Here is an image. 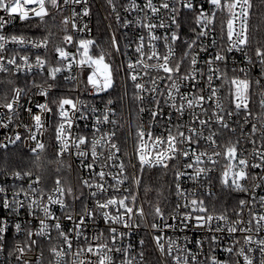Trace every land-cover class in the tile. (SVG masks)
Listing matches in <instances>:
<instances>
[{
  "label": "snow or ice",
  "instance_id": "1",
  "mask_svg": "<svg viewBox=\"0 0 264 264\" xmlns=\"http://www.w3.org/2000/svg\"><path fill=\"white\" fill-rule=\"evenodd\" d=\"M53 8H60L62 5H80L87 4L88 0H62V3L58 0H49ZM112 0H109L111 3ZM46 0H0V10L7 12L9 17L18 16L20 20H29L31 11L32 16L39 17L41 21L44 20L46 16L50 13L45 6ZM203 3H207L213 9L224 11L229 13V18L224 21H220L221 27V39L224 38L225 28L226 37L229 42V47L227 49H222L221 51H214L210 54L209 59L203 60V64L207 67L206 84L207 89L201 87L200 80L197 76L204 77L205 74L203 70L199 67L200 63V53H207L209 47L215 48L217 45V40L212 37L209 45H199V51L193 53L192 49L194 46L198 45L201 38H207L212 32L215 31V19L216 12L212 11L211 15H206L203 9ZM199 11V15L196 18L197 27L191 29L195 33V39L191 41H184L187 46V50L183 53L179 59L176 57V41L180 40L181 37L176 31H172L170 36H154L150 35V53H146L144 50V37H139V43L135 47V53L137 54V59L135 63L131 60L126 62V78L133 82V87L137 90L134 93V98L139 100L141 104L147 101V97L144 93H151V103L154 107H140L139 112L143 113L147 111L150 115V124L145 129L143 125H140L136 129V134L133 139L134 152L133 157L136 160L135 164H131V158L129 163L135 169L138 168L141 174L145 172H151L153 169H158L162 174L166 175L169 171L174 173L173 184L175 187V196L178 198L174 205H172V211L168 216L165 215L164 210L159 206L154 208V219L159 218L161 223L152 222L150 225L147 223L145 218V212L142 205H137V195L133 194L132 190L129 188H124L122 186L125 181L129 179L128 176L124 175L125 164L123 161L116 163L119 160L118 153L121 152V146L118 143V135L115 130L118 126V121L111 119L115 115V111L110 105L114 103L112 98H109L105 102V107L102 115H97L93 124V131L91 132V140H89L88 134L77 133L73 131V126L77 121L87 120L89 116L87 113H96L98 109L95 107H90L81 101L74 102L70 98H60L56 100H46L44 103H36V107L40 109L41 113L49 114V118L55 120L58 116L59 120L55 123V143L53 147L57 149L55 155L59 158L64 155H71V150L75 149V155L79 162V169H84L89 172L93 177H98L100 182H90L88 179L81 177V183L84 187L88 189H94L87 193V197L94 201V207L88 206L87 199H82L85 197L83 191L79 195H76L71 187L67 189V195L72 197V204H66L63 199L65 195V189L61 185L59 179L55 181L54 192L59 193V196L53 198V195L46 194L43 189L34 187L33 185H38L40 183V178L37 177L29 184V189L32 197L29 196V192L20 189L24 196L31 200L27 204V210L33 219H37L39 222L38 230L33 233L31 230L27 231V236L29 237L30 244L29 248L33 245H37L39 241L31 239V237L39 236L51 239L50 228H54L60 238H62L65 248L57 250L53 246L50 251L55 256V264H66L65 257H73L71 264H117V260L114 259L116 254L119 257V264H143L144 252L141 251L138 256L131 255L133 246L129 244L127 247H117L116 242L122 240L124 237L130 235L132 230L138 229L141 225L144 227L155 230L156 232L163 233L165 229H174L177 227L183 228H195L197 231L207 230L212 235H209L206 239L209 244L210 249L215 250L220 247L221 237L215 235V233H224L227 231L229 236H233L238 231L241 233H251L253 227L257 232L264 230V215H257L253 211L255 195L253 193V200L239 199L237 205L234 206L233 211L238 217H241L244 209L248 208V214L250 219L243 221L238 219L227 227L222 226L219 222H227L228 217L226 214H215V208L213 206V211H209V205L206 204V199L215 196L210 188L205 189L204 196L200 197L196 193V189L193 188L192 191L184 189L182 187V181L184 178L194 182V184H199L201 177H207V183L211 185L213 177L212 173L216 171V166L220 163L218 159L214 157L223 156L227 163L223 166V171L219 177L220 185L222 190H227L229 194L231 193H248L249 189L245 187L243 181L252 180L253 189L264 188V151L253 149V155L257 162L250 163L248 159L243 158L242 154L238 152V147L240 140H237L235 144H230L224 150V152H219L216 149L220 147L219 139L223 137L224 131L235 133L236 128L232 127L225 119H232V117H237L233 121V124L240 125L241 129L243 125L240 124L241 115L243 114L244 124H249L251 121L248 117L251 112L248 109L249 100V90L251 86V81L247 78V70L240 68L239 71L245 73V78L241 79L238 76L233 77L231 80L227 79V73L222 72L221 69L213 67L219 62L223 64L225 69L228 68L229 54L233 52H240L243 54L245 59L249 64H253V60L246 51L247 48L251 46V38L249 35L248 21L253 9V0H203ZM264 3V0H261ZM30 5H38L36 8H31ZM183 6L188 9H195L196 5L192 0H184ZM130 8H136L137 5L135 0H131ZM152 13H158V9L152 0H147L145 5ZM161 8L170 9V4L168 0H164L161 4ZM170 11L177 13L176 8H171ZM89 14L88 8L82 9V15L87 16ZM81 12H77L74 8L71 9V15L65 17L62 21L64 25L71 24V28L77 31H84V28L78 27V22L76 17L80 16ZM119 19V17H117ZM9 21L4 17L0 16V28H3ZM172 24L176 25L177 28L180 27L177 16L171 17ZM147 27L151 33L156 27L168 28L169 25L165 24L163 20L159 25H154L149 23L144 25ZM12 41L24 44L25 40L23 37H11ZM64 41L66 43H74L73 35H65ZM164 41V47L166 51L161 54L158 51V47L152 41ZM7 43V38L4 35H0V50L5 48ZM48 38L45 37L42 42H33L32 46L34 48L47 47ZM95 42L90 39H80L77 52L80 53V58L78 60V65L87 67L91 69L90 74L86 77L85 89L88 90L90 86L93 94L100 93H110L111 90L115 89L116 82L114 78V72L123 71L125 65L114 66L110 61L106 62L105 53L100 52L98 56L90 55V47L93 46ZM111 45L115 51L119 52L120 48L118 41L113 36L111 38ZM131 47V45H129ZM81 49L83 50L81 52ZM54 51L59 54L62 60H67L69 53L65 51L62 47H55ZM147 57V59H145ZM256 62L262 66L261 77H264V45L257 46L255 48ZM190 58V59H189ZM0 59H3L0 57ZM21 60L25 62L27 69L31 70L33 65L28 64L29 57L27 55L21 56ZM148 61H153L149 63ZM185 61H188L189 67L186 70H182ZM46 61L41 58V56H36L35 67L43 68ZM233 65L236 64L235 58L232 60ZM8 65L16 64L15 57L8 59ZM71 64L67 67L71 68ZM17 69L20 66L17 65ZM137 69H142L144 72V77L147 79L144 83L137 82L138 75ZM233 72L237 71L235 66L231 69ZM9 69L5 67L4 64L0 63V72H7ZM62 69L60 67H54L50 69V77L53 81H56L57 74L60 73ZM156 73V75H153ZM163 73V75H161ZM143 79V77H139ZM224 79L225 83H229L233 87H230L228 97L230 98V104L234 105V109L225 110L217 93L219 89L212 87L213 80ZM65 80L68 81H78V76H66ZM169 81L170 83H165L164 89L160 88V83ZM34 83V82H33ZM256 85L261 84V80L257 79L255 81ZM150 85V87H146ZM59 83L50 84L47 89H41V95L44 97H49L50 92L53 88H59ZM182 87H190L195 89L194 92L190 94H184L181 92ZM14 96L11 102H7L0 107L6 108L9 113H16L17 108H23L20 104V99L22 97L23 89L16 88L13 90ZM165 91L167 95L165 96ZM208 92L205 96V92ZM161 97H164L163 103H161ZM123 97H121L122 99ZM49 102L56 103L58 107L57 112H53V109L49 107ZM215 104V111L209 119H201V113L208 115V109L212 107L211 103ZM208 103V107L205 104ZM167 106L172 111L165 113L164 106ZM261 105L264 107V99L261 100ZM70 106V108H66ZM197 108L200 112H197ZM28 112L29 116L35 122L36 129H43L45 127V122L42 121L41 115H35L32 112V108L29 107L24 109ZM223 113V114H221ZM188 120H184L185 117ZM183 121V122H181ZM103 124L113 125V129L107 133H101L100 127ZM216 124L218 127L210 131L207 136H205V130L211 129L212 125ZM153 125L160 128L159 133H155L153 130ZM7 127V125H0ZM199 126V127H197ZM256 124H252V133L257 131ZM243 135V132H242ZM131 136V133H129ZM264 137V133H262ZM30 140H36L34 133H31L28 137ZM248 139L247 136L244 137ZM21 140L19 133L16 134L14 139H9V143L15 144L17 141ZM201 141L207 142V146L201 150ZM255 143V141H252ZM127 143V137L124 140ZM90 145V148L88 146ZM0 147L6 148V144H0ZM87 149V150H86ZM101 149V151H98ZM103 149H107V155L104 154ZM45 150V144L36 141L35 147L29 149L31 153L36 154V160H39V152ZM127 155V153H125ZM192 161V162H189ZM236 161V163H232ZM204 165L201 167L200 165ZM118 168L119 175H114L111 171H105L106 168ZM181 168L184 171H181ZM188 169H193V172L187 171ZM256 169H260V172H256ZM14 175L17 178L23 179L25 176L31 178V172H16ZM106 176H111L115 184L109 183L105 179ZM133 183L135 185L140 184V179L133 177ZM200 187H203L201 184ZM111 189V194H110ZM5 189L0 187V194L5 193ZM20 192H15L13 194V199L9 200L7 196L0 195V206L5 209H9L13 213H18L21 209L25 207L22 201L15 199L16 196L20 195ZM124 193H127L126 195ZM47 196V202H44V197ZM38 197V198H33ZM81 201L82 207L80 211H76L75 202ZM260 206L264 208V196L259 197L258 200ZM49 205H59L62 215L65 220L72 221L73 227L68 231H65L60 222V217L56 216L49 208ZM251 205V206H249ZM115 209L112 213L110 210ZM36 209H41L43 212V217L36 216ZM140 217V223L135 222V217ZM169 217L171 220L176 221V224L169 223ZM102 219L106 225V229L101 230L96 224V219ZM49 219H54L53 224H49L47 221ZM91 219L93 223L89 225L86 223L87 220ZM27 223H30L27 222ZM123 225L125 229L129 231H120L117 227ZM238 225H243L238 227ZM89 227L92 228V237L89 238L85 235V230ZM15 229L17 233L21 232L22 226L20 223L15 224ZM7 231V221H0V242L4 241V233ZM104 231H107L111 240V246L107 240L105 242L101 241L104 235ZM71 232L75 233V241L69 238ZM151 235V233H149ZM152 239L155 242L156 248L159 250L161 255L167 254L171 256L175 264H204L203 261L198 259L201 253H193L185 244L182 245L176 238L168 237L166 240L167 248H165V243L161 241L165 240L163 235H152ZM204 240L196 241V245L202 249ZM239 243V241H235ZM252 242L251 235L244 236V244H250ZM74 243L76 245V250L73 251ZM141 247L144 246L145 241L141 239L139 241ZM83 245V246H81ZM257 245L261 256L264 257V239L257 241ZM4 245L0 243V251H3ZM20 256L17 260L21 261V264H29L28 260L24 259V249L18 248ZM225 252L232 253L233 247L229 246L224 248ZM252 251V249H249ZM175 253V255H173ZM238 256H242L245 264H253L252 259L245 254L243 247L237 252ZM96 257V259H92ZM208 260L210 264H221V262L214 256H209ZM237 264L239 262L237 261ZM261 264H264V259L261 260Z\"/></svg>",
  "mask_w": 264,
  "mask_h": 264
},
{
  "label": "built area",
  "instance_id": "2",
  "mask_svg": "<svg viewBox=\"0 0 264 264\" xmlns=\"http://www.w3.org/2000/svg\"><path fill=\"white\" fill-rule=\"evenodd\" d=\"M58 2L62 3V0H58ZM164 0H152V3L160 9L158 13H152L149 9L145 7L147 0H135L137 5L136 8H130L131 0H112L109 3V0H88L87 4L80 5H62L60 8H53L50 4L49 0H46L45 6L49 11L50 15L46 16L44 20L51 16H58V20H60V33L62 34L61 40L59 43H53L52 39L48 38L47 47L34 48L32 46L33 42H42L44 40V36L41 34L45 32L46 29L50 30V26L47 24H42L43 21L40 20L39 17L32 16L31 11H29L30 19L29 20H20L18 16L9 17L7 12L0 10V16H4L9 22L5 24L3 28H0V35H4L7 38V43L5 44V48L0 50V63L4 64L5 67L9 69L7 72H0V76L9 77L11 80L9 82L12 84L10 90L6 87H0V105H3L7 102H11L14 96V89L19 88L23 89L22 97L20 99V104L23 108H17L16 113H9V111L0 107V125H7V127L0 126V144H6L7 147H0V187H3L6 191L4 194L9 200L13 199V194L15 192H20V189L23 188L24 191L29 192V196L32 197V194L29 189V184L35 180L37 177L40 178V183L38 185H33L34 187H38L43 189L46 194L53 195V198L59 196V193L54 192L55 182L47 183L40 175H36L32 171H24V170H15L8 166L7 159L9 157V152L14 150L23 151L30 155H36L35 153H31L29 151L30 148L35 147L36 141H40L45 144V148L47 144L52 142L55 143V132L54 127L55 123L59 120L57 116L55 120L49 118V114L41 113L40 109L36 107V103H44L46 100H56L58 101L60 98H70L74 102L81 101L84 104L95 107L98 109L96 113H87L89 118L87 120L77 121L73 126V131L77 133L88 134L89 140H91V132L93 129V124L95 121V117L97 115H102L105 102L112 98L114 103L110 105L115 111V115L111 117V119L117 120L118 126L116 127L117 135H118V143L121 146V152L117 155L119 156V160L116 162L117 164L120 161H123L125 164V172L124 175L128 176L129 179L125 181V184L122 186V190L124 188H129L132 190L133 194L137 195V205H142L145 212V218L147 223L150 225L152 222L161 223L160 219L157 217L154 219L153 213L154 210H149L146 207V204L142 198L141 194V181L142 174L139 172L138 168H133L131 164H135L136 160L133 157L134 145L132 137L136 134V129L140 125H143L145 129L150 124V115L147 111L140 113V107L151 108L154 105L151 103V93H144V95L148 98L144 104H141L139 100L134 98V93L137 91L133 87V82L130 79L126 78V62L131 60L135 63L137 59V54L135 53V47L140 42L139 37H144V50L146 53H150V35L154 36H170L172 31H176L177 34L181 37L180 40L176 41V57L179 59L183 55V53L187 50V46L184 41H191L195 39V33L191 31V29L196 28L197 31H200V28L197 27L196 18L199 15V9L203 0H192V2L196 5L195 9H188L183 6L184 0H168L171 8H176L178 10V14L170 11V9L161 8V4ZM29 10L31 8H36L38 5H30L28 6ZM87 7L89 14L87 16L82 15V9ZM75 9L77 12H81V15L76 17V21L78 22L79 28H85L84 31H77L71 28V24L64 25L62 23L65 17L71 15V9ZM203 9L205 10L206 15H211L212 11L216 12L215 23V31L210 34L207 38H201L198 42L197 46H194L192 49L193 53L199 51V45H209L212 37H215L217 40V45L215 48L209 47V51L207 53H200V63L199 67L203 70L205 76L202 78L197 76V79L201 82V87L207 89L206 84V76H207V67L203 64V60L209 59L210 54L214 51H221L222 49H227L229 47V42L226 37V28L224 38L221 39V27L220 21H226L229 18V13L224 10H216L213 9L207 3H203ZM176 15L179 21L180 27L177 28L176 25L172 24L171 17ZM119 17V19L117 18ZM167 25L168 28H160L156 27L150 33L147 27L149 23L154 25H159L161 21ZM249 23V21H248ZM51 32L52 31H48ZM65 35H73L74 43H66L64 41ZM16 36L18 38L23 37L25 40L24 44H20L12 41L11 37ZM115 37L118 41V45L120 51L117 52L111 45V38ZM80 39H90L95 42L93 46L90 47V55L98 56L101 51L105 53L106 62L110 61L114 66H120L122 64L125 65V69L123 71L114 72V78L116 82V86L114 90H111L110 93H100L93 94L90 86L88 90L85 89L86 77L90 74L91 69L87 67L81 68L78 65V60L80 58V53L77 52V48L79 46ZM151 43H155L158 47V51L163 54L166 49L163 46L164 41H152ZM131 45V47H129ZM62 47L66 52L69 53L67 60H62L59 57V54L54 51L55 47ZM83 50L81 49V52ZM248 56H250L253 60V64H249L242 53L233 52L229 54L228 60V68L225 69L223 64L217 62L213 67H219L222 72L227 73V79L231 80L233 77H239L241 79L245 78V73L240 72V68H244L247 70V78L251 81V86L249 90V100H248V109L251 112V115L248 119L251 121L249 124H244L243 122V114L240 119V124L243 125L241 129L240 125L233 124V121L237 119V117H232V119H225L228 121L232 127L236 128L235 133L224 131L223 137L219 139L220 147L216 150L219 152H224L225 148L230 144H235L237 140H240V144L238 147V152H240L243 158L249 160L250 163L257 162L253 155V149H257L260 151H264V137H262V133H264V107L261 105V100L264 99V77H261L262 66L256 62L255 57V49L251 46L246 49ZM27 55L29 57L28 64L33 65L31 70L27 69L25 62L20 59L21 56ZM41 56L42 59L46 61L43 68L35 67L36 64V56ZM15 57L16 64L8 65V59ZM235 58L236 64L233 65L232 60ZM147 59V57H145ZM190 59V58H189ZM152 63L153 61H148ZM71 64V68L67 67V65ZM17 65L20 66L21 70L17 69ZM235 66L237 68L236 72H233L231 69ZM54 67H60L62 71L57 74L56 81H53L50 77V69ZM189 67L188 61H185L183 69L186 70ZM138 81L140 83H144L147 77H144V72L142 69H137ZM156 75V73H153ZM163 75V73H161ZM66 76H78V81H68L65 80ZM139 77H143L140 79ZM257 79L261 80V84L256 85L255 81ZM34 82V83H33ZM59 83V88H53L50 92L49 97H44L41 95V89H47L50 84ZM165 83H170L169 81H165L160 83V88L164 89ZM146 87H150V85H146ZM212 87L219 89L217 96L219 97L224 109L232 110L234 109V105L230 104V98L228 97L230 87H233L229 83H225L224 79H215L213 80ZM195 89L190 87H182L181 92L184 94H190L194 92ZM208 92H205V96H207ZM167 92L165 91V96ZM121 97H123L121 99ZM161 103H163L164 97H161ZM212 104V107L208 109V115H204L201 113V119H209L210 116L213 115L215 111L214 102H208ZM208 103L205 104V107H208ZM31 107L32 112L35 115H41L42 121L45 122V127L43 129H36L35 122L29 116L28 112L24 109ZM49 107L53 109V112L58 111V107L56 103L49 102ZM66 108H70V106H66ZM165 113L172 111L166 105L164 106ZM197 112H200V109L197 108ZM223 114V113H221ZM189 118L186 116L184 120H188ZM183 122V121H181ZM256 124L257 131L252 133V124ZM199 127V126H197ZM218 125L213 124L211 129L205 130V136L209 134L210 131L215 130ZM31 133H34L36 136V140H30L28 137ZM114 130L113 125L111 124H103L100 127L101 133H107ZM153 130L155 133H159L160 128L158 126L153 125ZM243 132V135H242ZM19 133L21 136V140L17 141L15 144L9 143V139H14L16 134ZM131 133V136H129ZM247 136L248 139L244 137ZM127 137V143H124L125 138ZM252 141H255L253 143ZM207 146V142L201 141V150ZM90 148V145L88 146ZM56 149V148H55ZM87 150V149H86ZM57 151V149H56ZM101 151V149H98ZM104 154L107 155V149H103ZM43 152V151H42ZM42 152H39L41 154ZM71 155H64L60 158L66 160L70 166V173L68 176L63 178L61 181V185L65 189V195L63 199L66 204H72V197L67 195V189L71 187L76 195H79L81 191L85 193V197L82 199H87L88 206L94 207V201L87 197V193L94 189H88L84 187L81 183V177L84 179L90 180V182L96 183L100 182L98 177H93L89 174L87 170L79 169V162L75 155V149L71 150ZM127 153V155H125ZM131 158V164L129 160ZM214 159H218L220 163L216 166V171L212 173V183L209 185L207 183V177H201L199 184H194V182L187 180L184 178L182 181V187L189 191H192L193 188L196 189V193L198 196L203 197L205 189H209L215 193V196L206 199V204L209 205V211H213V206L215 208V214H226L228 217L227 222H219L222 226L227 227L238 219H242L243 221H247L250 219L248 214V208L244 209V212L241 217H238L233 211L234 206L237 205L239 199H248L253 200V193L255 195V202L253 211L257 213V215H264V208H262L258 202L259 197L264 196V188H255L253 189V184L255 183L252 180L243 181L245 187L249 189L248 193H231L229 194L227 190H222L219 177L221 172L224 170L223 166L227 163L226 159L221 157H214ZM192 162V161H189ZM232 163H236V161H232ZM203 167L204 165H200ZM105 171H111L114 175H119L118 168H106ZM181 171H184L181 168ZM187 171L193 172V169H188ZM256 172H260V169H256ZM21 172L23 175L24 172H31V178L25 176L23 179L17 178L14 173ZM172 172V171H171ZM173 173V172H172ZM174 174V173H173ZM137 177L140 179V184L137 186L133 183V177ZM106 180L111 184H115V181L112 180L111 176H106ZM203 187H200V185ZM225 193L230 198L228 199L229 205L226 211H217L219 208V204L217 199ZM111 194V189H110ZM125 195L127 193H124ZM38 198V197H33ZM15 199L22 201L25 205L23 209H21L18 213H13L9 209H5L0 206V221H7V231L4 233V241L3 243L4 249L0 251V264H21V261L17 260V257L20 256V252L17 250L18 248L24 249V259L29 261V264H55V256L50 251V249L55 246L57 250L61 248H65L66 246L62 242V238H60L54 228H50V236L51 239L48 240L46 238H42L39 236H33L31 239H35L39 241L37 245L31 246L29 248L30 240L27 236V231L31 230L35 233L39 228V222L37 219H33L32 216L29 215L27 210V204L31 202L30 199L26 198L23 192H20L19 196H16ZM178 198L175 196V187L173 184V196L172 199L165 202V204L161 207L165 215L168 216L172 211V205L175 204ZM44 202H47V196L44 197ZM251 206V205H249ZM82 207L81 201L75 202L76 211H80ZM49 208L52 212L55 213L56 216L60 217V222L65 231H68L73 227L72 221H67L64 219L62 212L60 210L59 205H49ZM112 213L115 212V209L110 210ZM36 216L42 218L43 212L41 209H36ZM135 222L137 224L140 223V217H135ZM30 223H27L29 222ZM50 225L55 222L54 219H49L47 221ZM169 223L176 224L177 222L171 220L169 217ZM20 223L22 226L21 232L17 233L15 229V224ZM86 223L91 225L93 221L91 219L87 220ZM95 224L101 229H106V225L104 224L102 219H96ZM243 225H238V227ZM120 231H129L125 229L123 225L117 226ZM151 233V235L149 234ZM92 228L89 227L85 230V235L89 238L92 237ZM152 235H163L165 240L161 241L165 243V248H167L166 240L168 237L176 238L182 245L185 244V240L187 241V247L193 253H201L198 256L200 261H203L204 264H210L208 260L209 256L214 255L221 264H245V261L242 256H238L237 252H239L240 248L243 247L245 250V254L248 255L253 264H261V260L264 257L261 256L259 251L257 241L260 239H264V230L257 232L253 227V231L251 233H241L237 232L233 236H229L227 231L224 233H215V235L221 237L220 247L215 250L210 249L209 244L207 242V237L212 235L206 229L197 231L195 228H183L177 227L174 229H165L163 233L156 232L155 230H151L150 228L144 227L141 225L138 229L132 230L130 235L124 237L122 240H118L116 242L117 247H127L129 244L133 246L131 255L137 256L143 251L144 252V261L143 264H175L171 256L167 254L161 255L159 250L156 248L155 242L152 239ZM251 235L252 242L250 244H244V236ZM69 238L75 241V233L71 232L69 234ZM143 239L145 244L143 247L140 246L139 241ZM204 240V244L202 249L196 245V241ZM107 242L109 246H111V240L107 231H104V235L99 242ZM235 241H239V243H235ZM83 246V245H81ZM233 247V252L228 253L224 251L226 247ZM252 249V251H249ZM76 250V245L74 243L73 251ZM114 255V259L117 260V264H119V257ZM175 255V253H173ZM66 264H71L73 257L71 254L66 256L65 258ZM92 259H96V257H92ZM191 264V262H190Z\"/></svg>",
  "mask_w": 264,
  "mask_h": 264
},
{
  "label": "trees",
  "instance_id": "3",
  "mask_svg": "<svg viewBox=\"0 0 264 264\" xmlns=\"http://www.w3.org/2000/svg\"><path fill=\"white\" fill-rule=\"evenodd\" d=\"M42 24L50 26V30L46 29L41 35L52 39L55 44L59 43L62 34L58 31L61 24L58 16L48 17ZM248 27L251 47L255 49L257 46L264 45V3H261V0H253ZM48 31H52V33ZM9 80H11L9 77L0 76V87H6L10 90L12 84ZM53 145L52 142L47 144L45 150L39 154L38 161L36 155H30L19 150L10 151L6 164L15 170L32 171L36 175H40L49 184L54 183L57 179L63 181V178H66L70 173V166L66 160L55 155L56 149ZM173 179L174 174L171 171L164 175L160 170L153 169L151 172L142 174L141 194L150 211L154 210L157 205L162 207L165 202L172 199ZM229 198L223 193L217 199L220 205L217 211L222 212L229 208Z\"/></svg>",
  "mask_w": 264,
  "mask_h": 264
}]
</instances>
